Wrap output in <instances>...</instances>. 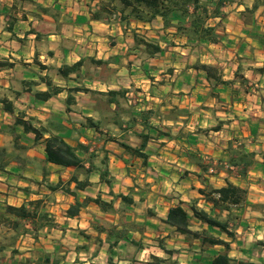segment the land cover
Here are the masks:
<instances>
[{"label":"crops","instance_id":"0c3cea01","mask_svg":"<svg viewBox=\"0 0 264 264\" xmlns=\"http://www.w3.org/2000/svg\"><path fill=\"white\" fill-rule=\"evenodd\" d=\"M119 6L118 0H0V59L8 63L0 68V213L5 205L40 200L39 211L50 217L41 227L36 219L23 221L17 231L0 224V241H51L42 253L61 257L60 264H70L69 259L73 264H142L152 255L171 258L174 264H208L222 246L201 252L200 239L186 238L164 220L176 205L190 213L196 202L209 211L211 205L199 189L221 187L227 180L247 191L246 204L234 211L239 216L236 238L247 234L243 228L248 225V236L260 240L264 0H224L220 16L207 20L216 42L190 40L177 31L175 22L164 25L160 16L150 22L122 21ZM142 39L157 43L160 51L148 53ZM80 59L84 62L77 78L57 74L62 65ZM206 64L218 68L217 81L203 68ZM52 85L62 90L45 99L36 96L39 91L52 93ZM76 86L89 92L71 93L74 99L68 106V89ZM123 89L129 97L121 101L131 110L126 131L114 126L94 100L96 91ZM3 99L12 102V111ZM114 108L110 104L109 109ZM19 111L41 123L60 124L70 146H87V152L76 153L84 167H92L90 184L76 190V197L82 201L99 196L111 202L109 209L89 202L77 215L66 216L74 197L51 190L48 183L63 185L74 174L84 176L75 166L47 162V135L36 138L15 124ZM86 117L102 121L92 127ZM140 134L150 136L144 157L118 142L124 137L138 147ZM248 153L254 155L244 167L237 155ZM232 157L239 165L229 162ZM121 194L132 203L122 202ZM17 248L22 252L18 258L38 257L32 255L33 247ZM3 253L10 256L8 250Z\"/></svg>","mask_w":264,"mask_h":264},{"label":"trees","instance_id":"16d2710c","mask_svg":"<svg viewBox=\"0 0 264 264\" xmlns=\"http://www.w3.org/2000/svg\"><path fill=\"white\" fill-rule=\"evenodd\" d=\"M118 2L120 4V19L122 21L134 18L136 20L150 22L156 16H160L164 25H170L175 22L177 31L181 32L190 40H208L210 42H216L217 40L214 28L207 24V20L208 18L220 16V8L224 0H118ZM256 5L252 8H256ZM112 13L113 12L109 11V15ZM141 42L145 45L150 54L160 51V46L157 43L144 39H142ZM83 62L84 60L80 59L71 65L64 64L57 69V74L62 78H70V74H75L77 78L80 74ZM95 62L97 64H102V61ZM7 65V61L0 59V68ZM203 68L205 69L208 67L203 65ZM211 77L215 79L214 74H210V78ZM215 81L217 80L215 79ZM44 82L47 86L51 87L52 83L48 79ZM61 90L62 87L52 85V93L48 91H39L36 92V96L40 99H45L50 97L51 94H56ZM78 91L89 92V90L84 87L81 88L76 86L69 88L68 92L70 94L66 97V104L68 106L74 99L71 93ZM94 94V100L96 101L98 109H104L105 113L108 114L112 120L111 123L126 131L127 128L130 127L131 110L129 107L123 105L121 100L128 99L126 96L127 91L124 89L108 90L107 92L96 91ZM2 103L6 105L7 110L12 111L11 101L3 99ZM112 103L115 104L114 110L109 109ZM101 121L100 118L94 119L92 117H86V122L92 127H97ZM15 124L21 125L26 131L33 132L36 138H42L44 135H47V137L44 138L45 159L47 162L59 164L61 166H75L79 173L84 176L83 179H79L78 175L74 174L67 183L63 185L61 182H57L55 185L48 183L51 190L61 189L63 192L74 197V202L65 211L66 216L71 217L77 215L79 210L89 202L95 203L102 210H106L107 207L108 209L110 208L111 202L104 201L99 196L85 197L82 201L76 197V190H81L90 184L88 175L92 167H84L82 157L78 156L76 153L77 151L87 152V146L81 143L76 146H70L64 140L62 134L63 129L60 124L53 121L41 123L33 116H26L23 111L18 112ZM159 133L160 132H158V134ZM139 137L141 138V142L138 147H132L126 143L124 137L118 139V142L126 150L137 156L144 157L142 149L145 147L150 136L149 134H140ZM253 155V153L245 155L238 154L237 158L239 162L243 160L244 167H246L247 164H250V158H253ZM229 162H232L231 164L233 165H239L233 157L229 159ZM198 164L202 170H206V166L202 163ZM71 183L75 184L74 189H71ZM199 193L203 196L205 202L211 205L209 211L197 206L196 202L191 203L190 213L181 205H176L169 208L164 222L173 226L176 232L183 234L186 238L200 239L201 252L207 250L208 247L212 248L215 245L222 246V250L213 255L208 264H257L252 261L236 259L229 254L231 243L236 238L235 229L239 218L234 211L246 204V189L227 180L221 187L216 188L209 185L200 188ZM118 197H120L121 201L124 203H132V199L127 195L121 194L118 195ZM40 204V200H31L19 206L5 205L4 212L0 213V224L16 231L23 226V221L33 222L36 219L38 220L37 226L39 227L43 224H48L50 222V217L46 212L39 211ZM204 225H206V227H204ZM214 230L218 234H223L225 238L229 240H225L219 235L214 234ZM14 239L15 237L12 238V241H0V264H60L62 260L59 256L51 255L49 252L42 253V251L39 252L36 259L23 255L21 258H18V255H21L22 252L16 247L17 241H13ZM5 250L10 252L8 258L3 255ZM169 252L170 251H166V253ZM151 259L155 261L162 260L155 255H152ZM205 264L207 263L205 262Z\"/></svg>","mask_w":264,"mask_h":264},{"label":"rangeland","instance_id":"374dc122","mask_svg":"<svg viewBox=\"0 0 264 264\" xmlns=\"http://www.w3.org/2000/svg\"><path fill=\"white\" fill-rule=\"evenodd\" d=\"M215 1V0H213ZM210 60V59H208ZM212 60V58H211ZM206 67H208L210 74L213 75L214 73L217 72V67L210 65V64H206L204 65ZM129 95V94H128ZM127 95V97H129ZM248 212V210L245 209V213ZM244 225H246L245 223L241 224L242 227H244ZM195 226V225H194ZM248 225H246V227H244V231H246V235L241 236V235H237V238L234 239V241L232 242V248H231V255L236 258V259H241L244 261H251L250 259L252 258L254 263L260 264L262 262V259H264V247L258 246V245H262V243H264V235L261 234L262 237L260 240L258 241H253L251 238L252 235L248 236V234L251 232L250 230L247 229ZM224 237V235H223ZM257 239V238H256ZM70 242L69 245L71 244L72 246L77 243L75 241H68ZM17 247H20L23 251L25 248L28 247H33L32 249V255H34V257L38 256V253L40 251H42V249H45V246H50L52 245V242L49 241H37V243L32 242V241H19L18 244H16ZM36 250V251H35ZM153 251L157 252L159 250L156 249H152ZM36 253H35V252ZM27 252V251H26ZM161 252V251H160ZM148 253V252H146ZM147 255V254H146ZM161 255H163V257H165L166 255L161 252ZM83 257V256H82ZM148 260H150V262H141L142 264H174L173 260H171V258H166V260H162V261H155L151 259V256L147 257ZM163 259V258H162ZM70 264H73L70 262V259L68 260Z\"/></svg>","mask_w":264,"mask_h":264},{"label":"built area","instance_id":"2783aa9c","mask_svg":"<svg viewBox=\"0 0 264 264\" xmlns=\"http://www.w3.org/2000/svg\"><path fill=\"white\" fill-rule=\"evenodd\" d=\"M114 16H115V15H114ZM127 95H128V94H127ZM127 95H126V96H127Z\"/></svg>","mask_w":264,"mask_h":264}]
</instances>
